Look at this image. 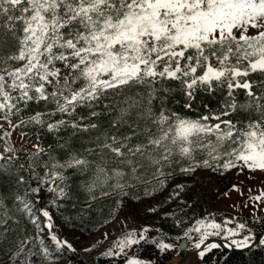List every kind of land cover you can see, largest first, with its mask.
Wrapping results in <instances>:
<instances>
[{
  "label": "snow or ice",
  "instance_id": "obj_1",
  "mask_svg": "<svg viewBox=\"0 0 264 264\" xmlns=\"http://www.w3.org/2000/svg\"><path fill=\"white\" fill-rule=\"evenodd\" d=\"M0 53V120L28 136L17 145L0 125L4 264L77 251L56 234L54 213L83 229L100 208L108 224L130 198L156 204L173 181L168 202L183 212L198 170L264 175V0H0ZM102 198L107 212L93 203ZM251 215L188 222L165 212L172 227L186 225L175 236L125 217L97 259L153 264L132 254L146 244L180 255L175 264L192 254L208 264L221 247L254 254L264 250V218Z\"/></svg>",
  "mask_w": 264,
  "mask_h": 264
},
{
  "label": "rangeland",
  "instance_id": "obj_2",
  "mask_svg": "<svg viewBox=\"0 0 264 264\" xmlns=\"http://www.w3.org/2000/svg\"><path fill=\"white\" fill-rule=\"evenodd\" d=\"M0 125H3L5 130L12 133L10 139L19 145L22 142L27 141L28 136L21 137L16 131H13L6 122L0 120ZM33 142V141H32ZM35 143V142H33ZM186 179V178H184ZM195 183L192 180H188L189 186L193 189L188 192L186 197L189 203L196 201L200 202L205 209V214H214L217 221H221L225 216L237 217L241 220H252L251 212L255 209L256 216L264 218V197L259 202L249 201L248 197L259 196L264 191V175L259 171L254 174L252 178H249L247 170L243 174H237L233 170H229L223 176H217L207 172L206 170H198L194 177ZM176 181L171 182L165 189L160 190L154 195V199L157 202L152 204V197H143L141 200L136 201L129 199L127 208L120 212L115 219L110 223L104 225L92 234L85 235L66 228L61 218L57 213H54L57 227L55 232L62 239H68L77 251L83 253L87 257H99V254L104 252L111 244L112 241L120 234L119 227L116 225L117 220H123V218H129V227L133 223L138 225L151 224L157 227V222L161 216L165 213L175 212L178 216H184L189 214L188 222H191V208L185 207L184 211H181L183 205L179 204L178 200L168 202V193L171 192L172 187ZM236 185L234 190L231 186ZM225 193H227L225 195ZM242 193V194H241ZM142 195V193H141ZM152 204L153 207H157L155 213H147L145 208L147 205ZM192 204V203H191ZM248 204V207H244ZM191 216V217H190ZM173 218V217H172ZM186 225H180V232ZM253 231L259 232V224H250ZM108 232L107 238H104V233ZM43 237H47V231L41 233ZM210 240H219L225 243L220 237H210ZM46 243L54 248V242L50 239H46ZM91 243H96V248L90 252H84V247ZM236 249V248H235ZM220 249H214L207 255L208 264H216L215 256ZM181 258L180 255H172L169 259H164L160 264H175ZM187 264H201L200 258L197 255L190 256L186 261ZM52 264H68L65 258L60 257L58 260L52 262Z\"/></svg>",
  "mask_w": 264,
  "mask_h": 264
},
{
  "label": "trees",
  "instance_id": "obj_3",
  "mask_svg": "<svg viewBox=\"0 0 264 264\" xmlns=\"http://www.w3.org/2000/svg\"><path fill=\"white\" fill-rule=\"evenodd\" d=\"M2 54V53H0ZM255 76V74H253ZM191 115V113H189ZM15 122V121H13ZM20 134L18 131H16ZM33 142H36L33 140ZM111 198H102L94 201V205L103 206V211L107 212L110 204ZM191 216L194 214L198 218L200 215L205 214V209L202 204L195 199L191 202ZM58 216L61 218L63 225L74 231L79 233L89 235L103 227L104 225V217L101 216V209L97 208V211L92 214V221L83 226V229L80 226L74 227L71 223H68L64 217H61L59 213ZM164 215V214H163ZM163 215L160 220L157 222V227H159L162 223L164 229L171 230V234L173 236L180 234V227L174 228L172 227L174 218L170 216V218L165 222L163 221ZM186 215V218H189V214ZM190 216V217H191ZM78 224V221H77ZM132 254H135L143 259H149L153 262V264H160L164 259L165 255L159 253L153 246L151 245H143V247H134L132 249ZM62 258H65L68 261V264H104L103 260H98L97 257H87L83 253L76 251L75 253H65ZM6 257L0 253V264H4ZM216 264H264V250H257L254 254L249 251L245 253H228L224 251H218L215 256Z\"/></svg>",
  "mask_w": 264,
  "mask_h": 264
},
{
  "label": "water",
  "instance_id": "obj_4",
  "mask_svg": "<svg viewBox=\"0 0 264 264\" xmlns=\"http://www.w3.org/2000/svg\"><path fill=\"white\" fill-rule=\"evenodd\" d=\"M212 241H216V242H218V243L223 244V242H221V241H219V240H212ZM219 249H220L221 251L228 252V253H245V252H247V250H240V249H235V248H228V249H226V248H224V247H221V248H219ZM185 255H186V254H185ZM192 255H194V254H192ZM192 255H187L185 261H186L190 256H192Z\"/></svg>",
  "mask_w": 264,
  "mask_h": 264
},
{
  "label": "bare ground",
  "instance_id": "obj_5",
  "mask_svg": "<svg viewBox=\"0 0 264 264\" xmlns=\"http://www.w3.org/2000/svg\"><path fill=\"white\" fill-rule=\"evenodd\" d=\"M185 264H187V263L185 262Z\"/></svg>",
  "mask_w": 264,
  "mask_h": 264
}]
</instances>
